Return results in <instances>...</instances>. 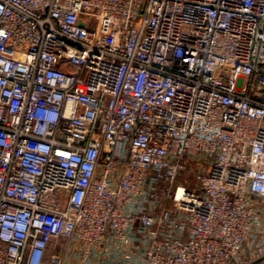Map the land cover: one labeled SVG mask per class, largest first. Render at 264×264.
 <instances>
[{"label":"built area","instance_id":"built-area-1","mask_svg":"<svg viewBox=\"0 0 264 264\" xmlns=\"http://www.w3.org/2000/svg\"><path fill=\"white\" fill-rule=\"evenodd\" d=\"M0 264H264V0H0Z\"/></svg>","mask_w":264,"mask_h":264}]
</instances>
